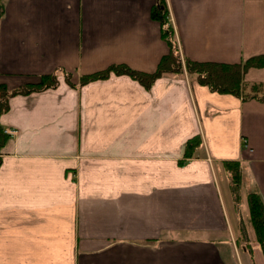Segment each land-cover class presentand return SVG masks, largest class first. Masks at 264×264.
I'll list each match as a JSON object with an SVG mask.
<instances>
[{
    "label": "crops",
    "instance_id": "crops-1",
    "mask_svg": "<svg viewBox=\"0 0 264 264\" xmlns=\"http://www.w3.org/2000/svg\"><path fill=\"white\" fill-rule=\"evenodd\" d=\"M154 1L0 0V87L57 79L0 114V264H231L241 193L264 199V96L185 69L148 86L115 71L81 81L157 69L169 44ZM166 2L184 58L264 54V0ZM244 79L264 88V65ZM227 160L240 164L236 198Z\"/></svg>",
    "mask_w": 264,
    "mask_h": 264
},
{
    "label": "trees",
    "instance_id": "trees-1",
    "mask_svg": "<svg viewBox=\"0 0 264 264\" xmlns=\"http://www.w3.org/2000/svg\"><path fill=\"white\" fill-rule=\"evenodd\" d=\"M2 7L0 6V12ZM151 17L157 20L161 25V33L163 38L169 44V52L162 56L157 66V69L151 73H143L140 71L132 70L125 65L117 64L112 65L108 69L85 75L81 81L104 77L109 71L122 72L138 78L148 86L156 77L164 72H182V64L178 57V49L176 47V40L174 36L173 26L169 21V11L165 0H155L152 9ZM264 65V54H259L241 60L237 63H224L217 61H197L189 58H184V67L188 73L196 75L198 81L207 85L210 89L232 93L243 98L264 96V88L260 82H247L244 76L247 70L251 67H261ZM57 82L55 74L44 75L40 82L35 84H28L23 87L15 88L13 90H4V86L0 87V114L7 108V97L15 93H28L33 90H39L49 86L55 85ZM196 136L187 140L186 150L187 154L190 149H193L196 142ZM7 138V134L0 126V147L3 145ZM198 142V141H197ZM224 168L228 175L231 177V191L234 197H237L238 186L241 179L240 164L238 161H224ZM247 203L249 222L254 230L257 246L262 256L264 257V199L257 191L247 192Z\"/></svg>",
    "mask_w": 264,
    "mask_h": 264
},
{
    "label": "rangeland",
    "instance_id": "rangeland-1",
    "mask_svg": "<svg viewBox=\"0 0 264 264\" xmlns=\"http://www.w3.org/2000/svg\"><path fill=\"white\" fill-rule=\"evenodd\" d=\"M166 5H167V2H166ZM167 9H168V5H167ZM173 31H174V28H173ZM174 36H175V31H174ZM175 40H176V47L179 53L178 57L180 58L182 68L184 70L185 69L184 57L181 53V49H180V46H179V43L176 37H175ZM241 192H243L242 189L240 190V193ZM243 199L245 200L246 205L245 204L243 205V203H245L243 202ZM240 200L242 201L240 205H237L238 208L236 211V213H238L237 224H235V226H233L232 228L233 234L232 233L230 234L231 242L225 241L229 245H225V246L223 245L224 247L222 246L224 248L225 255L227 256V262L231 264H264V257L262 256L261 252L258 249L254 230L252 229V226L249 222L248 203H247V200L244 198L243 193H241ZM228 238L229 237H227V240ZM233 238L235 241L232 240ZM246 253L249 254V256L251 254L250 258L248 259L249 261L246 260L247 258ZM240 256L242 258V263H241Z\"/></svg>",
    "mask_w": 264,
    "mask_h": 264
}]
</instances>
